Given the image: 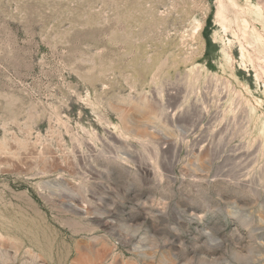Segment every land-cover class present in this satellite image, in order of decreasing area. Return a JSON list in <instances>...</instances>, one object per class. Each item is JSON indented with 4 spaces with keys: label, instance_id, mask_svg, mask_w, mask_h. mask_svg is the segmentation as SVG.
Instances as JSON below:
<instances>
[{
    "label": "rangeland",
    "instance_id": "374dc122",
    "mask_svg": "<svg viewBox=\"0 0 264 264\" xmlns=\"http://www.w3.org/2000/svg\"><path fill=\"white\" fill-rule=\"evenodd\" d=\"M263 71L264 0H0V264H264Z\"/></svg>",
    "mask_w": 264,
    "mask_h": 264
},
{
    "label": "bare ground",
    "instance_id": "6f19581e",
    "mask_svg": "<svg viewBox=\"0 0 264 264\" xmlns=\"http://www.w3.org/2000/svg\"><path fill=\"white\" fill-rule=\"evenodd\" d=\"M223 5L221 4L220 8H218V14L217 16L220 17V19L222 20L223 19ZM222 22V21H221ZM224 23V22H223ZM226 24H224V27H225ZM264 72V71H263ZM166 140V139H165ZM41 153V152H40ZM43 154V153H42ZM27 157V156H26ZM24 160V159H23ZM145 166V165H144ZM76 207V206H75Z\"/></svg>",
    "mask_w": 264,
    "mask_h": 264
}]
</instances>
